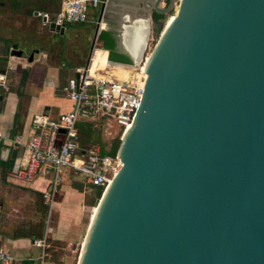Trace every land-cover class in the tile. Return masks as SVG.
I'll list each match as a JSON object with an SVG mask.
<instances>
[{
	"label": "water",
	"instance_id": "95a60500",
	"mask_svg": "<svg viewBox=\"0 0 264 264\" xmlns=\"http://www.w3.org/2000/svg\"><path fill=\"white\" fill-rule=\"evenodd\" d=\"M146 1L160 35L125 48L143 91L76 264H264V0Z\"/></svg>",
	"mask_w": 264,
	"mask_h": 264
},
{
	"label": "crops",
	"instance_id": "0c3cea01",
	"mask_svg": "<svg viewBox=\"0 0 264 264\" xmlns=\"http://www.w3.org/2000/svg\"><path fill=\"white\" fill-rule=\"evenodd\" d=\"M60 3L61 0H0V76H4V84H0V253L10 258L11 264H72L75 246L82 244L97 204L94 188L68 169L61 171L49 205L42 198L53 180L49 167H40L31 180L18 175L29 157L25 144L36 131L34 120L56 119L71 110L64 88L76 77L77 69L87 67L93 73L100 68L98 65L92 69L97 52L104 55L103 68L108 66L121 76L130 70V65L118 68L108 60V51L97 39L101 30L112 32L114 38L121 35V48L116 50L125 53L126 48L140 60L144 51L140 38L145 36L148 42L147 28L152 27L150 19L145 21L146 0H106L97 32L99 8L90 10L88 24L66 25L60 34L36 16L54 15ZM12 45H17L23 54L12 56ZM80 126L98 130L101 139L115 137L119 132L103 120H80ZM78 139L81 150L98 146L100 152V145L86 141L87 136L78 133ZM61 140L62 132H58L56 145ZM104 143L108 148V142ZM42 228L43 237L36 240L63 246L57 262L52 251L43 256L44 250L33 243Z\"/></svg>",
	"mask_w": 264,
	"mask_h": 264
},
{
	"label": "built area",
	"instance_id": "2783aa9c",
	"mask_svg": "<svg viewBox=\"0 0 264 264\" xmlns=\"http://www.w3.org/2000/svg\"><path fill=\"white\" fill-rule=\"evenodd\" d=\"M179 1H173V9ZM105 4L106 0H61L60 8L54 15L36 13V16L45 26L51 23L64 28L71 24L85 25L90 22V10L99 8L100 11ZM161 4L166 6L167 0H162ZM101 15L99 13L96 24H101ZM112 70L108 66L97 68L93 73L87 67L77 69L76 77L64 88L72 104L71 110L56 119L37 117L33 122L36 131L25 144L29 157L18 175L24 180H31L40 167L52 170L53 180L43 192L47 205L52 200L63 169L70 170L87 184L104 191L121 167L116 155H100L98 146L81 150L77 132L80 120H103L121 133L131 125L145 78L142 72L135 69L137 73L133 77L128 76L129 70L127 76H117ZM0 84H4V76H0ZM59 130H63L62 140L56 145ZM33 243L44 250L43 256L47 255L45 240H35ZM0 264H11V259L0 253Z\"/></svg>",
	"mask_w": 264,
	"mask_h": 264
},
{
	"label": "trees",
	"instance_id": "16d2710c",
	"mask_svg": "<svg viewBox=\"0 0 264 264\" xmlns=\"http://www.w3.org/2000/svg\"><path fill=\"white\" fill-rule=\"evenodd\" d=\"M154 18L157 21H159L160 19L163 18V16L155 14ZM154 29H155V37H157L161 31V28L159 26H156ZM97 39L99 42H101L103 49L108 51V60L110 62H115L119 64H127V65L132 64L130 57L126 53H122V52L120 53L116 50V41H115V38L112 32L108 30H101L98 34ZM79 123L80 121H78L77 123L78 133L82 134L84 137L87 136L88 139L86 141L92 140L93 142L98 143L100 145V155L114 156L116 154L117 148L120 143L121 131H119L118 134L109 141L108 148H105L106 144L100 140L101 138H100V134L98 130H92L89 128L84 129L81 126L79 127ZM91 187L94 188V194L96 195V198L98 200L103 192L102 188L96 187V186H91ZM46 208H47V205L45 204V210ZM42 237H43V228L40 230L39 235L35 236L33 240L41 239ZM47 244H48V248L46 249V254L48 255V252L52 251L54 261L55 262L59 261V257L62 255V252H61L62 251L61 249H63L62 244H60L59 242H55L54 244H51V245H49V243Z\"/></svg>",
	"mask_w": 264,
	"mask_h": 264
},
{
	"label": "rangeland",
	"instance_id": "374dc122",
	"mask_svg": "<svg viewBox=\"0 0 264 264\" xmlns=\"http://www.w3.org/2000/svg\"><path fill=\"white\" fill-rule=\"evenodd\" d=\"M105 7H106V4L104 5V6H102L101 8H100V13L102 14L101 15V17H103V13H104V10H105ZM173 13H171L170 15H172ZM168 18H169V16L165 19V21H164V23H166L167 22V20H168ZM101 23V22H100ZM152 26H154V24L152 25ZM100 25L99 24H96V32L100 29ZM163 27H164V25H163ZM155 28V27H154ZM152 29L151 30V34H150V36H149V40H148V45H147V47H146V50H145V52H144V58L150 53V51H151V49L153 48V46H154V44H155V42H156V40H157V38L159 37V35H160V33L158 34V36L157 37H155V29ZM91 53H89V55H90ZM143 58V59H144ZM143 61V60H142ZM141 65L142 64H140V67H141ZM138 67V66H137ZM130 70L129 71H131V72H129V75L128 76H132L133 77V75H135V73H137L135 70H136V67H135V70H134V67H131V68H129ZM132 69V70H131ZM120 75V74H119ZM119 75H117V76H119ZM121 76V75H120ZM101 134V133H100ZM121 136V135H120ZM105 137V136H104ZM110 138H114V137H110ZM110 138H103V139H101V141L102 142H108L109 143V141L111 140ZM102 195V194H101ZM101 197V196H100ZM100 199V198H99ZM99 199L97 200V203H98V201H99ZM97 205V204H96ZM80 245H81V243H79L77 246H75V252H74V255H73V258H72V264H76V261H77V258H78V253H79V251H80Z\"/></svg>",
	"mask_w": 264,
	"mask_h": 264
},
{
	"label": "bare ground",
	"instance_id": "6f19581e",
	"mask_svg": "<svg viewBox=\"0 0 264 264\" xmlns=\"http://www.w3.org/2000/svg\"><path fill=\"white\" fill-rule=\"evenodd\" d=\"M171 13H173V11L172 12H170L169 14H168V16H169V19L167 20V22L166 23H164V28H165V26L167 25V24H169V22L172 20V15H170ZM167 16V17H168ZM166 17V18H167ZM140 40H142V42H141V44H142V48L145 50V46L146 45H148V42H146V37L144 36L142 39L140 38ZM146 44V45H145ZM147 47V46H146ZM143 53H144V51H143ZM95 57H94V60H93V64H92V69H95L98 65L100 66V68H103L104 66H105V61H104V55H102L101 53H100V51L99 52H97L95 55H94ZM140 60H137V62H139ZM137 70H138V72H142L143 73V71H142V68H140V66H139V68H137ZM127 72H129V71H127ZM128 75V73H126V74H124L123 76H127ZM142 76H143V78H145V75L144 74H142ZM96 210V209H95ZM95 212V211H94Z\"/></svg>",
	"mask_w": 264,
	"mask_h": 264
}]
</instances>
